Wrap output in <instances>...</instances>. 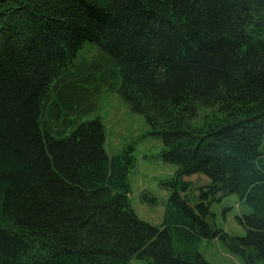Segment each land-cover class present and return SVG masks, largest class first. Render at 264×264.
<instances>
[{"label":"trees","instance_id":"1","mask_svg":"<svg viewBox=\"0 0 264 264\" xmlns=\"http://www.w3.org/2000/svg\"><path fill=\"white\" fill-rule=\"evenodd\" d=\"M85 43L176 166L159 226L131 207L133 148L109 156L102 122L79 121L102 73ZM263 138L264 0H0V264H209L201 239L264 264ZM227 195L243 237L209 225Z\"/></svg>","mask_w":264,"mask_h":264},{"label":"rangeland","instance_id":"2","mask_svg":"<svg viewBox=\"0 0 264 264\" xmlns=\"http://www.w3.org/2000/svg\"><path fill=\"white\" fill-rule=\"evenodd\" d=\"M98 56L97 47L91 43H85L77 54V61L84 58L93 63L97 59L96 62L102 72L89 82V86L83 83L84 87L92 91V97L90 108L79 121L99 119L102 122L105 131L104 149L109 156L119 154L127 147L133 148L135 165L128 176L130 204L139 219L150 225L159 226L171 195L170 190L162 183L173 177L176 166L162 160L160 140L149 133L144 116L133 114L128 104L118 96L116 90L120 85V77L110 63L98 59ZM260 151L264 153V138ZM184 181L187 186L179 193L185 201L188 200L189 204L194 206L209 181L201 175L186 177ZM151 198L154 201H151ZM209 209L213 215L209 219L212 229H222L232 237L245 235V230L237 222V217L248 214L250 209L245 203L240 202L237 196H219L211 202ZM197 250L209 264H244L242 259L232 254L219 239H201L197 244ZM129 264L147 263L132 260Z\"/></svg>","mask_w":264,"mask_h":264}]
</instances>
